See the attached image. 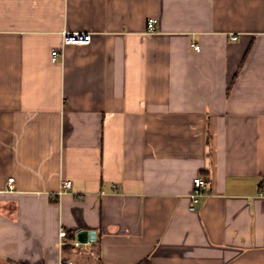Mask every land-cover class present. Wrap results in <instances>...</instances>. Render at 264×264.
<instances>
[{"label": "crops", "instance_id": "1", "mask_svg": "<svg viewBox=\"0 0 264 264\" xmlns=\"http://www.w3.org/2000/svg\"><path fill=\"white\" fill-rule=\"evenodd\" d=\"M262 179L264 0H0V264H264Z\"/></svg>", "mask_w": 264, "mask_h": 264}, {"label": "built area", "instance_id": "2", "mask_svg": "<svg viewBox=\"0 0 264 264\" xmlns=\"http://www.w3.org/2000/svg\"><path fill=\"white\" fill-rule=\"evenodd\" d=\"M154 23H155V19L154 18H150L148 19L147 22V29L148 32H152L154 30ZM61 38H62V43L63 44H77V45H82V44H88L91 40V33L86 31V32H69L67 30H63L61 32ZM232 39H236L237 36L233 35L231 36ZM194 48L196 50L199 49V46L196 44H193ZM60 54L58 49H54L51 51V60L55 61L57 59V56ZM8 181H13V178L10 177L8 178ZM193 184L196 188V191L193 195V200L196 201L197 200V196L200 194L201 190H203L206 187V182L203 178H201L200 176H196L193 178ZM261 185V190L260 193L264 192V179L261 180L260 182ZM71 186V182L69 180H63L61 182V186L59 189V193H61L62 191H64L65 189L69 188ZM62 234V233H61ZM60 234V235H61ZM79 242H75V245H78ZM58 264H74L71 260L69 259H65V258H60L58 261Z\"/></svg>", "mask_w": 264, "mask_h": 264}, {"label": "rangeland", "instance_id": "3", "mask_svg": "<svg viewBox=\"0 0 264 264\" xmlns=\"http://www.w3.org/2000/svg\"><path fill=\"white\" fill-rule=\"evenodd\" d=\"M86 246L81 244L78 247H71L64 257L69 258L74 264H94L96 262L88 251H84Z\"/></svg>", "mask_w": 264, "mask_h": 264}, {"label": "water", "instance_id": "4", "mask_svg": "<svg viewBox=\"0 0 264 264\" xmlns=\"http://www.w3.org/2000/svg\"><path fill=\"white\" fill-rule=\"evenodd\" d=\"M75 237L80 243H87L94 240L95 232L93 230L82 229L76 233Z\"/></svg>", "mask_w": 264, "mask_h": 264}, {"label": "trees", "instance_id": "5", "mask_svg": "<svg viewBox=\"0 0 264 264\" xmlns=\"http://www.w3.org/2000/svg\"><path fill=\"white\" fill-rule=\"evenodd\" d=\"M66 246H68V245H64V247H66Z\"/></svg>", "mask_w": 264, "mask_h": 264}]
</instances>
